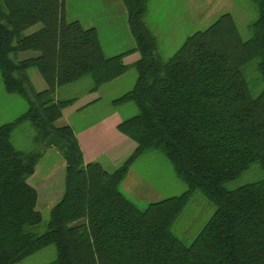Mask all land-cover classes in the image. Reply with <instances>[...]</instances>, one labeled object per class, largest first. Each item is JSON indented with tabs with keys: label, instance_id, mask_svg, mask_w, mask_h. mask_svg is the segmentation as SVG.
<instances>
[{
	"label": "trees",
	"instance_id": "1",
	"mask_svg": "<svg viewBox=\"0 0 264 264\" xmlns=\"http://www.w3.org/2000/svg\"><path fill=\"white\" fill-rule=\"evenodd\" d=\"M252 1L259 14L248 41L224 14L165 60L146 22L151 0H122L135 47L111 57L96 28L67 20L65 0H2L0 70L7 93L29 109L0 126V264H20L51 246L52 264H264V180L226 187L253 164L264 170V89L253 97L243 75L257 62L264 84V0ZM134 52V87L112 105L137 106L138 114L118 125L136 149L108 172L85 164L73 129L59 125L75 100H57L56 92L86 77L94 82L90 91L99 90L128 71L123 60ZM33 70L45 90L36 91ZM25 123L39 149L52 135L64 145V192L41 235L34 233L43 221L38 192L28 180L43 153H23L12 143ZM156 151L187 188L140 210L121 185L139 158ZM196 193L216 210L186 246L172 227Z\"/></svg>",
	"mask_w": 264,
	"mask_h": 264
},
{
	"label": "rangeland",
	"instance_id": "2",
	"mask_svg": "<svg viewBox=\"0 0 264 264\" xmlns=\"http://www.w3.org/2000/svg\"><path fill=\"white\" fill-rule=\"evenodd\" d=\"M0 4H2V0H0ZM65 5L69 22L79 21L86 29L98 27L104 45L106 42L113 43V47H105L104 54L107 57L112 56L111 51L114 49L111 48H117L114 51H118L123 36L122 33L126 30V26L124 19L117 12L116 5L111 0H66ZM224 14L232 15L242 41H248L252 36L250 27L259 14L258 5L252 0H151L146 21L148 28L157 38L159 54L167 60L176 53L188 37L198 31L206 30ZM119 34L121 35L119 36ZM132 72L137 76L135 69ZM30 74L36 91L40 92L47 88L44 80L36 70L31 71ZM243 75L251 95L253 97L259 96L264 89V84L257 69V62L249 64L243 70ZM93 86V80L86 77L79 82L61 87L57 91L56 97L59 100L83 97L87 95L88 90L92 89ZM133 87L134 84L129 89ZM122 93L125 92H107V87H105L102 93L104 108L111 109V102L123 96ZM123 108L122 116L125 120L138 114V108L133 103ZM28 109V104L21 96L7 93L0 70V126L13 122L26 113ZM91 119L94 122L97 121V114H94ZM81 122L79 120L80 125ZM35 135L33 126L30 123H25L13 132L12 143L23 153L28 154L36 150L42 151L43 156L36 167V175L28 180V183L42 196L44 194L43 190L55 193L60 188H65L66 162L64 153L60 149L53 146L44 147V145L43 150L39 149L35 144ZM153 154L157 157V160L151 166L147 165L145 167L160 172L167 179L169 178L168 169L171 170L175 181L177 180L181 186H184V190L176 192L178 194L175 195L178 196L184 193L187 187L177 178L174 168L165 154L161 151H156ZM143 170L141 167L138 168V173L142 176L144 174ZM260 180H264V170L256 163L238 180L229 183L226 187L229 190H236ZM175 189L177 187L173 188V190ZM136 205L140 210H145L148 206L145 202ZM37 210L40 211L43 221L34 228V233L41 235L46 231L51 210L48 208ZM215 210L214 205L201 193L194 194L172 227L173 235L186 246L192 245L197 235L213 217ZM56 259L57 250L54 246H51L20 264H52Z\"/></svg>",
	"mask_w": 264,
	"mask_h": 264
},
{
	"label": "crops",
	"instance_id": "3",
	"mask_svg": "<svg viewBox=\"0 0 264 264\" xmlns=\"http://www.w3.org/2000/svg\"><path fill=\"white\" fill-rule=\"evenodd\" d=\"M111 2L116 5L117 12L120 17L124 19L126 26V30L122 33L123 36L121 44H119L120 46L118 47V51H114L117 48H111L114 49L111 51L112 56H114L129 49H133L135 47V41L129 30L127 11L122 3V0H111ZM94 28L99 31L98 27ZM99 35L102 49L105 53V47H113V43L110 44V42H106L104 45L100 31ZM120 35L121 34H119V36ZM139 59L140 54L138 52H134L126 56L123 62L129 67V69L124 75L103 85L95 92H91L90 88L86 96L74 98L75 102L63 111V117L59 121V125H67L73 129L83 152L85 164L98 163L104 170L114 172L135 151L136 144L118 131V125L125 120L122 116V109H124L123 107H126V105L114 107L112 105V102L115 100L114 99L111 102V109L104 108L102 103V93L105 87H107V92L126 93L130 91L131 89L129 88L135 84L137 78V76L132 72L134 70L132 66ZM125 93L122 94L124 95ZM56 99L59 100L57 97ZM94 114H97L98 116V119L95 122L91 119ZM79 120L82 121L81 125ZM156 158L157 157L154 156L153 153L139 158L134 163L128 176L121 185V191L135 205L140 202H145L149 205L153 202L177 196L175 195L178 194L176 192L184 190V186H181L179 182H177V180L175 181L173 178L171 170L168 169L169 178L167 179L165 176H162L160 172L155 170L153 171L150 167H145L147 165L151 166L155 160H157ZM139 167L144 169L143 176L138 173ZM35 175L36 172L34 176ZM174 187H177V189L173 190ZM63 192L64 188H60L55 193L43 190L44 194L42 196L38 193L37 209L48 208L51 210L61 199Z\"/></svg>",
	"mask_w": 264,
	"mask_h": 264
},
{
	"label": "water",
	"instance_id": "4",
	"mask_svg": "<svg viewBox=\"0 0 264 264\" xmlns=\"http://www.w3.org/2000/svg\"><path fill=\"white\" fill-rule=\"evenodd\" d=\"M49 146H53L57 149L63 150L64 149V145H63V141L60 140L57 136L52 135L50 136L47 141L44 143V147H49Z\"/></svg>",
	"mask_w": 264,
	"mask_h": 264
}]
</instances>
